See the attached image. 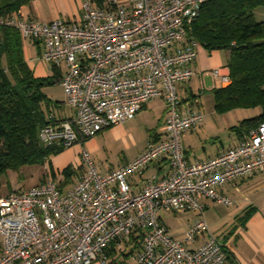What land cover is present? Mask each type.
Segmentation results:
<instances>
[{"label":"built area","instance_id":"1","mask_svg":"<svg viewBox=\"0 0 264 264\" xmlns=\"http://www.w3.org/2000/svg\"><path fill=\"white\" fill-rule=\"evenodd\" d=\"M214 0H102L83 5L79 22L48 24L24 21L18 14L0 25L42 45L41 60L60 74L69 119L51 113L39 133L45 147L81 146L84 172L66 190L45 178L18 194L0 197V264H226L223 243L211 235L203 217L204 201L230 205L220 189L238 178L264 171V123L239 143L204 161L186 162L181 146L185 131L203 121V113L182 108L176 88L193 77L200 45L189 36L202 7ZM220 86L229 72L201 73ZM204 90L201 84L200 91ZM165 103L164 140L151 141L130 162L98 174L83 147L101 131L130 120L150 100ZM164 158L166 176L151 178L138 192L129 179ZM195 212L183 241L167 235L159 214ZM207 236L195 249L187 244ZM114 245L115 262L108 256Z\"/></svg>","mask_w":264,"mask_h":264},{"label":"crops","instance_id":"2","mask_svg":"<svg viewBox=\"0 0 264 264\" xmlns=\"http://www.w3.org/2000/svg\"><path fill=\"white\" fill-rule=\"evenodd\" d=\"M101 1L102 0H24V3L11 14L18 13L24 21L34 20L42 24H48L59 19L69 22H79L82 16L83 5L86 2L95 5L98 4L97 2ZM260 10L261 9L255 10V17L257 13H262L259 14L261 19L258 20L264 21V12ZM22 48L24 59L29 69L32 71L34 78H48L53 74L52 69L41 60L42 45L39 42L22 38ZM227 61V51L209 52L200 47L197 59L192 64L193 77L186 84L177 86L176 88L182 108H188L191 111H200L203 113V102L200 95H205L204 92L206 91L213 93V90L224 87L220 86L219 82H213L207 75L201 77V73L216 68H222L229 72ZM59 81L60 74L57 83L53 87L58 85L61 88ZM201 84L204 86L203 91H200ZM46 89L43 90L44 93ZM45 95L47 96L46 93ZM211 96L212 112L210 115L206 116L203 113L202 123L195 129L185 131L181 136V146L186 162L190 163L193 161L212 159L228 149L235 147L242 137L239 132L233 129L237 127L242 120H245L241 119V114H238L240 113L238 111L241 110L234 109L219 114L215 111L213 95L211 94ZM58 103L60 105L59 108H51L50 112L53 113L57 119L71 118L73 113L72 110L64 104V94L63 100ZM153 105L159 108V117L155 126L147 131V137L140 148H137L135 142H133V149L126 144V147L121 152L123 154L122 161L101 166L95 165L93 157L100 150L101 143L98 138L110 131L115 133L116 139L121 137L125 138L127 132L123 127L129 121L120 126L107 128L92 139L83 142V147L89 152L98 174L104 175L110 171L117 170L122 164L132 161L141 154L151 141H160L166 138L163 131L165 119V103L163 98H155L148 101L136 115L138 116L142 112H147L149 109H152ZM80 150L81 146L75 144L63 150L58 156L50 157L48 160L49 162L43 165L46 174L42 173V175H38L30 186L27 184L22 189H17L11 193L21 192L27 188L36 186L46 177L54 179L57 185L64 184L65 177L61 172L70 168L72 175L68 179V183L60 187L62 190H66L71 184L77 181L84 172L79 161ZM168 171L169 166L164 158L153 162L140 174L129 179L131 190L133 192L140 191L147 180L153 177L156 179L163 178L168 174ZM43 175H45L44 178L42 177ZM220 193L226 197L231 204L226 206L208 200L204 201L205 208L203 217L208 232L223 243L229 260L228 264H264V171L238 178L232 183L223 186L220 189ZM197 217L198 216H196V219L193 220L192 223L197 220ZM160 220L166 228L161 217ZM166 230L170 238L183 241V237L174 236L169 233L167 228ZM206 237L207 236L204 235L199 236L193 243L187 244V247L189 249L197 248L205 241Z\"/></svg>","mask_w":264,"mask_h":264},{"label":"trees","instance_id":"3","mask_svg":"<svg viewBox=\"0 0 264 264\" xmlns=\"http://www.w3.org/2000/svg\"><path fill=\"white\" fill-rule=\"evenodd\" d=\"M22 3L24 0H0V18L17 10ZM256 9H264V0L211 1L202 7L189 33L209 52H228L230 85L213 90L212 95L219 114L234 109L257 111L256 116L233 128L240 136L264 123V44L252 46L253 41L264 40V21L256 20ZM52 72L48 78H34L24 59L19 32L0 25V177L25 166L44 165L63 151L47 148L39 139L40 130L50 123L51 108L60 106L43 92L58 81L59 73L55 69ZM62 174L64 184L68 183L71 169ZM137 240L138 237L133 238V248L138 247ZM131 253L132 250L121 253L122 260ZM107 254L113 262L120 258L114 245ZM226 260L228 264V257Z\"/></svg>","mask_w":264,"mask_h":264},{"label":"rangeland","instance_id":"4","mask_svg":"<svg viewBox=\"0 0 264 264\" xmlns=\"http://www.w3.org/2000/svg\"><path fill=\"white\" fill-rule=\"evenodd\" d=\"M260 11L264 12V9H261ZM259 14L262 13L256 14L257 21H259L258 19H261ZM45 93L47 94L49 99L54 102H61L63 100L62 90L58 85L55 87L47 88ZM204 94L205 95L200 96L203 102V113L207 116L210 115V113L212 112V93L206 91L204 92ZM240 110L241 111H238L240 112L238 114L242 115L241 119H249L257 115V111H254V109ZM158 117L159 108H156L153 105L152 109H149L147 112H142L138 116L135 115L132 120H130L124 125L123 129L127 132V136L125 138L121 137L116 139L115 133L111 131L104 133L103 136L98 138L101 144L100 150L93 157L95 165L105 166L107 164L109 165V163H116L118 161H122L123 154L121 152L126 147V144L132 148L134 147L133 142H135L137 148H140L144 144L145 138L147 137V131L150 130L153 126H155ZM58 155H54L53 157H56ZM43 167V165L25 166L19 169L17 172L8 171L7 173L3 174L0 177V197L3 195H8L9 193L17 189H22L27 184L28 186H30L33 180L38 175L40 176L42 175V173L46 174V171ZM44 176L45 175H43L42 177L44 178ZM30 188H27L25 190H28ZM159 215L162 218L170 234L177 237H183L184 239V234L188 227L194 223H192V221L196 219L197 213L179 212L175 214H165L162 212ZM131 250L133 252V246L129 244L128 248L125 250V253L128 254ZM124 259L129 264H134L132 253Z\"/></svg>","mask_w":264,"mask_h":264},{"label":"water","instance_id":"5","mask_svg":"<svg viewBox=\"0 0 264 264\" xmlns=\"http://www.w3.org/2000/svg\"><path fill=\"white\" fill-rule=\"evenodd\" d=\"M264 44V40H255L252 42V46L257 47Z\"/></svg>","mask_w":264,"mask_h":264}]
</instances>
